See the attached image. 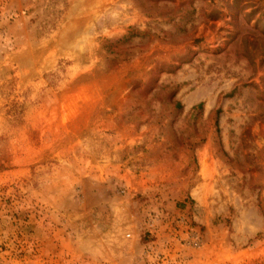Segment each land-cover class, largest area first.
<instances>
[{
  "label": "rangeland",
  "instance_id": "1",
  "mask_svg": "<svg viewBox=\"0 0 264 264\" xmlns=\"http://www.w3.org/2000/svg\"><path fill=\"white\" fill-rule=\"evenodd\" d=\"M0 264H264V0H0Z\"/></svg>",
  "mask_w": 264,
  "mask_h": 264
}]
</instances>
